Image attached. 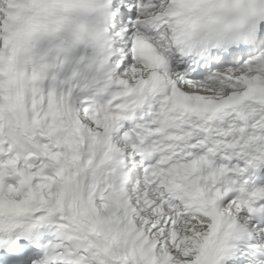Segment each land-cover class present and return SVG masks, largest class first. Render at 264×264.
I'll return each instance as SVG.
<instances>
[{
    "label": "snow or ice",
    "instance_id": "1",
    "mask_svg": "<svg viewBox=\"0 0 264 264\" xmlns=\"http://www.w3.org/2000/svg\"><path fill=\"white\" fill-rule=\"evenodd\" d=\"M214 2L0 0V264H264V23L208 53Z\"/></svg>",
    "mask_w": 264,
    "mask_h": 264
},
{
    "label": "clouds",
    "instance_id": "2",
    "mask_svg": "<svg viewBox=\"0 0 264 264\" xmlns=\"http://www.w3.org/2000/svg\"><path fill=\"white\" fill-rule=\"evenodd\" d=\"M213 12L199 23L193 42L208 53H227L252 48L258 40V27L264 16L261 0H215Z\"/></svg>",
    "mask_w": 264,
    "mask_h": 264
}]
</instances>
